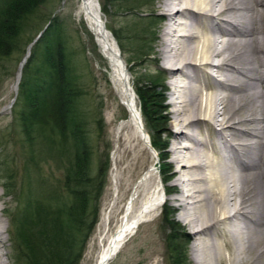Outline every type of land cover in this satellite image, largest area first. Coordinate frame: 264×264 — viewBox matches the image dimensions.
Segmentation results:
<instances>
[{
	"label": "bare ground",
	"instance_id": "obj_1",
	"mask_svg": "<svg viewBox=\"0 0 264 264\" xmlns=\"http://www.w3.org/2000/svg\"><path fill=\"white\" fill-rule=\"evenodd\" d=\"M71 2L77 23L89 29L110 64L106 116L115 142L112 179L119 180L115 165L121 140L127 143L133 134L152 155L150 167L124 184V194L130 193L121 214L112 216L116 205L111 206L99 223L94 264H108L159 211L168 190L164 177L158 183L152 177L159 153L99 0ZM159 7L167 20L158 38L159 60L172 78L174 98V189L194 240L195 260L264 264V0H159ZM19 77L20 71L15 88ZM5 208L0 212L7 214ZM6 228L0 216V249Z\"/></svg>",
	"mask_w": 264,
	"mask_h": 264
},
{
	"label": "rangeland",
	"instance_id": "obj_2",
	"mask_svg": "<svg viewBox=\"0 0 264 264\" xmlns=\"http://www.w3.org/2000/svg\"><path fill=\"white\" fill-rule=\"evenodd\" d=\"M146 5L139 8L138 11H128L127 7L122 5V0H99L102 18L105 26L110 32L118 31L122 36V47L120 48L115 36L118 50L130 73L132 86L135 90L139 83L147 81L156 83V95L163 97L164 101L160 106V118L165 122L164 134L162 141L166 145L164 152L157 151L156 167L152 173L155 182H159L164 177V185L168 190L165 193V199L161 203L159 211L154 216H148L144 223L140 225L136 232L123 245L119 252L108 264H171L166 238L170 231L168 224L165 223L163 213L173 210V218L176 222V240L186 249V264H197L195 257L196 252L193 248L194 240L190 237L188 227L182 220V209L176 200L179 191L175 190L174 165H172V153L170 148L174 138L171 131V112L174 105L171 101L173 87L170 84L172 79L166 71V67L159 60L158 38L162 33V26L167 22L163 12L159 7V0H145ZM104 6L105 10L102 11ZM129 6V4H128ZM42 13H47L57 18L59 24L61 40L67 53V58L75 74L79 76L81 87L82 108L85 113V127L89 134L90 142L94 149L93 159L96 164L99 160L107 161L108 169L106 173V184L100 199L99 212L97 221L90 234L82 258L79 264H94L97 254L100 250L99 242V223L105 213H109L112 208V216L117 212L121 214L124 205L129 196V191L124 194V184L127 179L136 180L152 162V155L145 150L135 135L129 134L126 141L121 140L119 145L121 151L117 156L115 165L117 181L112 179L113 168V151L115 148L114 137L111 132V125L106 116V110L112 95L109 93L111 82L107 69L110 64L104 57L97 45L93 34L83 25V28L77 23L74 15V6L71 0H49L42 8ZM149 11L154 14L156 21H148ZM147 16V18H146ZM148 22H151L148 24ZM142 26H151L157 34L154 38L152 56L145 60H137L139 51L134 47V43L129 42L131 35H135L137 30ZM120 30V32H119ZM39 33L32 22L22 33L21 40L16 49L10 56L0 57V192L2 198L0 206L8 208L5 212H0L2 221L6 225L4 246L0 249V264H21L17 260L18 248L14 226H12L11 216L13 219L23 213V202L20 199L29 201L42 198L48 186L59 184L62 178V171L65 166V160L60 158L56 152L43 147L40 141L28 145L24 140L19 123L17 121V108L15 100L17 97L18 84L15 88L17 75L21 72L24 63L29 57L32 43L37 39ZM136 36V35H135ZM23 62V64H22ZM137 102L140 107L138 95ZM141 110V108H140ZM121 117L127 116V111L121 109ZM142 114V111H141ZM145 126L150 132L152 140V130L144 116ZM186 141H183L184 143ZM152 143V142H151ZM126 146V147H125ZM30 152L32 154H30ZM29 155L31 158H29ZM164 157V159H161ZM25 161L27 163L25 164ZM24 165V166H23ZM117 167V168H116ZM117 182V183H116ZM10 184L13 194L6 195L3 184ZM117 185V186H116ZM4 194V195H3ZM18 197V199H17ZM32 198V199H31ZM6 201L3 203V201ZM18 200V201H17ZM2 204V205H1ZM113 204V205H112ZM5 208V209H6ZM120 212V213H119ZM116 217L110 220L111 227L114 225ZM174 240V242H176ZM177 243V242H176ZM226 255L227 250H223Z\"/></svg>",
	"mask_w": 264,
	"mask_h": 264
},
{
	"label": "trees",
	"instance_id": "obj_3",
	"mask_svg": "<svg viewBox=\"0 0 264 264\" xmlns=\"http://www.w3.org/2000/svg\"><path fill=\"white\" fill-rule=\"evenodd\" d=\"M48 1L0 0V57L13 53L29 24L33 22L37 33L46 26L33 42L22 68L15 100L16 117L28 145L44 141L65 160L60 187L58 183L48 186L38 201L21 198L23 213L14 219L11 216L10 220L17 240V260L21 264H79L97 221L108 160L94 162V149L85 127L86 112L80 100L83 88L67 58L57 18L41 11ZM145 3V0H122L128 11L140 13L139 8ZM148 19L156 21L150 11ZM150 27L142 26L129 39L139 51L137 60L152 56L151 45L157 31ZM112 33L123 50L122 36L116 30ZM157 88L156 83L142 82L136 94L142 115L152 130V146L162 153L166 149L161 140L165 122L160 118L159 108L164 98L156 95ZM2 186L6 195L13 194L10 184ZM163 218L170 231L166 238L170 262L186 264V249L174 239L173 210L164 212Z\"/></svg>",
	"mask_w": 264,
	"mask_h": 264
},
{
	"label": "water",
	"instance_id": "obj_4",
	"mask_svg": "<svg viewBox=\"0 0 264 264\" xmlns=\"http://www.w3.org/2000/svg\"><path fill=\"white\" fill-rule=\"evenodd\" d=\"M40 34H41V32H40ZM40 34H39V35H40ZM39 35H38V37H39ZM119 53H120V52H119ZM22 64H23V62H22Z\"/></svg>",
	"mask_w": 264,
	"mask_h": 264
}]
</instances>
